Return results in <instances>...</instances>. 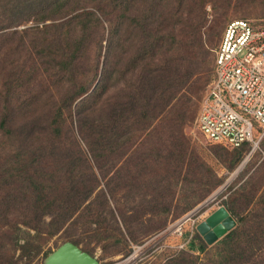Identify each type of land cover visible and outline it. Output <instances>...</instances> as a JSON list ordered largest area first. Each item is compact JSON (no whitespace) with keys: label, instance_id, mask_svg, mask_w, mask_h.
Instances as JSON below:
<instances>
[{"label":"rangeland","instance_id":"374dc122","mask_svg":"<svg viewBox=\"0 0 264 264\" xmlns=\"http://www.w3.org/2000/svg\"><path fill=\"white\" fill-rule=\"evenodd\" d=\"M4 1L0 0L3 26L8 24L7 16L16 11L14 0ZM77 1L69 2L68 7L78 8V3L86 6L91 2ZM194 1H183L175 13L172 0H157L152 10L155 28L162 19L169 26L167 29L172 28L176 34L191 24L198 26L203 53L202 62L197 64L202 73L195 75L186 92H182L191 99L187 107L190 123L182 127L171 124L170 114H166L170 107H167L146 135L139 139L135 136L97 161L88 152L89 143L79 137V120L91 112L79 113L82 108L75 111L82 100L78 99L72 106V117H66L62 137L58 141L47 137L41 142L44 157L38 162L47 175L52 174L53 182L60 188L58 195L63 193V196L74 187L91 190L90 196L61 230L52 235L50 216L43 217L38 231L21 225L0 229V264H43L46 256L65 242L96 257L99 264H146L148 256L156 253L160 259L171 253L175 264H264V139L253 152H249L250 148L230 150L208 143L196 127L211 78L214 50L224 28L230 21L243 19L264 29V0H204L202 4L195 1L199 8L193 7ZM150 4L147 0V6ZM34 10L33 14L39 12L37 8ZM194 10L199 11L194 14ZM23 16H27L25 10L20 13L21 23L8 24L9 28L0 31V114L6 110L15 125L34 121L46 126L56 107V97L72 93L73 84L81 76L90 78V72L86 71L90 59L73 63V74L56 71L49 77L50 73L42 69L47 65L39 63L46 57L38 56L42 43L37 36L25 35L24 41L19 36H3L42 24L33 18L22 22ZM42 16L49 14L36 15ZM165 32L163 29L155 34L160 36ZM59 76L73 81L68 84L60 79L55 87ZM130 76L127 75V82L136 80L135 75ZM195 78L194 84L198 82V85L191 95L187 90ZM124 83H112L110 91L97 103L101 105L108 98L113 106ZM63 84L65 87L59 89ZM176 99L177 96L173 102ZM116 145L113 142L112 148ZM46 151H54V155L49 156ZM181 154H185L182 162L178 160ZM67 160L74 162L72 172H64ZM99 164L105 168L99 171ZM60 166L63 170L55 173L54 168ZM79 181L80 184L75 183ZM220 207L234 210L233 214L228 213L235 221L228 231H233V235L224 239L227 232L207 244L197 227ZM193 239L205 245L198 255L190 253L187 247Z\"/></svg>","mask_w":264,"mask_h":264},{"label":"trees","instance_id":"16d2710c","mask_svg":"<svg viewBox=\"0 0 264 264\" xmlns=\"http://www.w3.org/2000/svg\"><path fill=\"white\" fill-rule=\"evenodd\" d=\"M14 1L12 4L16 11L6 18L9 25L21 23L22 10L27 12L22 22L33 18L42 24L3 36H19L21 41L28 34L37 36L36 39L42 43V48L37 51L38 56L46 57L40 59L39 63L41 66L47 65L42 69L50 73L49 77H53L56 71L73 74V63L90 59L86 70L90 72V78L81 76L73 84L75 90L72 93L56 97V107L46 126L34 121L15 125L6 110L0 114V229H15L21 225L38 231L43 217L50 216L52 235L61 230L82 207L91 190L81 191L71 187L63 196V193L58 195L60 188L53 182L52 174L47 175L45 168L38 162L44 157L41 142L47 137L53 141L62 137L66 117H72V106L80 98L81 103L75 111L82 108L79 113L91 114L79 120V137L89 143L88 152L97 161L115 152V147L130 142L135 136L139 139L146 135L147 129L167 107L172 109L166 111V114H170L171 124L180 127L189 124L187 107L191 99L182 92H186L187 84L195 75L202 73L201 66L199 68L197 64L202 62L203 50L199 47L201 37L197 24L189 25L186 30L181 28L180 34H176L172 28L167 29L169 26L163 19L157 21L161 22L157 25L159 28L153 27L155 20L152 10L157 0H150L148 6L147 0H91L86 6L78 3V8L68 7L69 2L75 3L77 0ZM172 1L176 13L185 0ZM195 1L202 4L204 0ZM195 1L193 7L199 8L200 4ZM34 8L39 12L33 14ZM197 11L194 10V14ZM16 13L19 15L12 19L10 16ZM45 13L49 16L36 17L37 14ZM2 23L0 20V31L9 28L6 27L8 24L3 26ZM163 29H166L164 35L155 34ZM127 75H135L136 80L127 82ZM60 79L65 77L59 76L54 82L55 87L59 85ZM72 79L63 82L69 84ZM195 81L196 78L187 90L191 95L194 93L193 88L198 85V82L194 84ZM121 82L126 85L119 89L113 106L107 101L108 98L101 105L97 103L110 91L112 83L117 85ZM64 87L63 84L58 88ZM176 96L179 102H173ZM113 142L117 143L114 148ZM246 148L250 147L244 144L233 150ZM46 152L49 156L54 155V151ZM184 155L181 154L178 160L182 162ZM62 168H54L55 173L61 172ZM74 168V162L67 160L63 169L64 172H72ZM97 168L100 171L105 166L99 164ZM68 177L73 179V176ZM71 198L74 200L71 201ZM226 210L231 214L234 212L232 208ZM232 235L233 231L228 232L224 239ZM190 243V250L197 248L199 252L204 251L205 245L196 243L194 239ZM172 264H175V260H172Z\"/></svg>","mask_w":264,"mask_h":264},{"label":"built area","instance_id":"2783aa9c","mask_svg":"<svg viewBox=\"0 0 264 264\" xmlns=\"http://www.w3.org/2000/svg\"><path fill=\"white\" fill-rule=\"evenodd\" d=\"M196 127L208 143L255 151L264 139V29L243 19L227 23L214 50L212 78Z\"/></svg>","mask_w":264,"mask_h":264},{"label":"water","instance_id":"95a60500","mask_svg":"<svg viewBox=\"0 0 264 264\" xmlns=\"http://www.w3.org/2000/svg\"><path fill=\"white\" fill-rule=\"evenodd\" d=\"M234 226L233 218L225 208L220 207L198 225L197 231L207 244H211L224 236ZM43 264H99V261L73 243L65 242L48 254Z\"/></svg>","mask_w":264,"mask_h":264},{"label":"crops","instance_id":"0c3cea01","mask_svg":"<svg viewBox=\"0 0 264 264\" xmlns=\"http://www.w3.org/2000/svg\"><path fill=\"white\" fill-rule=\"evenodd\" d=\"M190 242L187 243V247L188 248H190V246H191V243ZM175 253H176V250L173 253L174 256H175ZM190 253L195 254V255H198L200 252L196 248L194 250H190ZM159 256H160V254L158 255L157 253L156 254L149 255L148 256V260L146 261V264H160V263L166 264L167 261H168L167 264H172V255H171V253H169V256L167 258L160 259Z\"/></svg>","mask_w":264,"mask_h":264}]
</instances>
